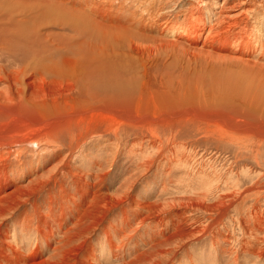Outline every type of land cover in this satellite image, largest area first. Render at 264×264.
Wrapping results in <instances>:
<instances>
[{
	"label": "bare ground",
	"instance_id": "6f19581e",
	"mask_svg": "<svg viewBox=\"0 0 264 264\" xmlns=\"http://www.w3.org/2000/svg\"><path fill=\"white\" fill-rule=\"evenodd\" d=\"M62 6H47L68 16L52 44L33 9L28 22L0 0V264H264V210L243 207L264 193V0ZM168 120L230 139L260 183L214 193L202 178L167 211L174 201L134 199L140 177L111 194L100 164H72L97 135L116 150L125 127L154 134Z\"/></svg>",
	"mask_w": 264,
	"mask_h": 264
},
{
	"label": "rangeland",
	"instance_id": "374dc122",
	"mask_svg": "<svg viewBox=\"0 0 264 264\" xmlns=\"http://www.w3.org/2000/svg\"><path fill=\"white\" fill-rule=\"evenodd\" d=\"M9 1H11V3ZM63 1L66 3V0ZM63 1L13 0L12 2V0H8V3L11 6L9 8H12L14 14H17V12L19 14V11H21L19 15L29 20L28 22H31V15H34V17H36V21L34 22L38 23V35H41L43 41H54L52 44H55L56 41L54 39L56 38L54 36L63 37L68 34V30L65 29L68 16H66V13H63V16V14H61L62 10H50L47 6L56 5L61 7L65 4ZM58 3L62 5H57ZM23 7L25 11H27V7L33 9L39 17L33 10V13L29 15L31 10H28L30 12L27 11L25 13L29 16L28 18V16L24 15ZM17 8H20L18 9L19 11H17ZM64 18H66V20H64ZM9 25L12 26V23L10 22ZM10 47L15 49L14 44H11ZM28 64L33 66L34 62L32 61V63ZM160 69H162V67H160ZM186 84L190 83L186 82ZM213 113L214 112H209L207 115L211 116ZM203 114L206 115V113ZM198 125L200 124H198L197 121L189 124H180L176 120H168L165 124L157 126V133L154 134L145 129L125 127L120 134L119 138L121 140L119 139L120 142L116 148V154V150L113 149L115 147L110 144L112 142L113 144L114 142L116 143L114 135L111 133H102L100 136L97 135L92 138V145L89 146L90 143L87 145V147H90L88 148L89 150L87 149L85 151V145L83 148L84 150L81 152V156L80 154L73 156L72 164L79 166L78 164L81 163L80 165L83 166L82 161L84 157H86L85 161L88 164L85 165L90 169L91 163L100 164L103 167H101V169H105L104 172L107 173V176L103 173L104 175L101 177L103 178L102 181H104L108 193L111 194L122 186L120 184L123 183L124 179L130 176L136 178L140 177V179L137 178L138 180L135 178L137 181H135L133 194L135 195L134 199L141 202H162L166 199V202L172 203L174 200H179L180 197L185 198L187 193L190 194V191H195L194 189L197 188L200 179H206V177H210V180H212L210 184L212 186L215 188H217V185L219 186V189H213L214 193L218 192V190L224 192L226 189H231V186L236 183L239 185L238 190L241 191L250 189L260 183L258 181L260 170L256 166L247 165L248 161H245L247 157L243 154L245 153L244 151L239 149L236 150L230 139H222L218 136V133H213L212 131L208 132L206 128L197 131ZM169 130L176 131L177 135L175 133L171 134ZM175 135L176 140L174 142L168 141L169 138ZM229 137H231V134ZM153 138L161 140V142L157 141L155 147L149 145ZM253 141L256 143L260 142L256 138H253ZM55 146L58 145L56 144ZM63 146L66 145L63 144ZM158 146H161L163 153L161 150H158ZM32 155L31 150H28L26 156L31 158L33 157ZM159 156L162 157L159 158ZM149 160L150 162H147ZM113 161L114 165L110 167V163ZM142 162L151 163L147 172L146 170H144L145 172L142 171L143 174L140 173L143 168L138 170L140 163L144 164ZM83 169H85V166ZM86 169L83 170V174L87 173V178L92 181L94 177L90 175ZM134 171L138 172L134 173ZM100 174L101 172L93 173L94 176ZM261 183L263 186L264 179ZM256 191L257 190H254L250 193H255ZM262 195L264 196L263 192ZM263 196L260 195L257 198L249 199L243 207L245 208V205L249 207L254 202V199H257L259 209L264 210ZM174 203V208H169L167 211L178 209L180 205H178L176 201H174ZM25 211L31 212L29 207L21 210V212ZM130 215L131 220H133L135 214L132 208ZM230 215L232 216L233 214L230 213ZM223 229L224 228H222V232H224V234L228 233V231L226 232V230L224 231ZM235 246H237V244ZM225 247H227V245Z\"/></svg>",
	"mask_w": 264,
	"mask_h": 264
}]
</instances>
